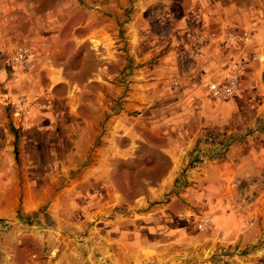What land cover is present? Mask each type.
<instances>
[{
    "label": "rangeland",
    "instance_id": "1",
    "mask_svg": "<svg viewBox=\"0 0 264 264\" xmlns=\"http://www.w3.org/2000/svg\"><path fill=\"white\" fill-rule=\"evenodd\" d=\"M96 1L0 0V264H264V31L220 25L219 0L126 1L128 75L142 65L156 83L163 129L105 158V119L80 120L79 96L32 71L72 52L71 12ZM231 80L233 95H212ZM170 148L184 162L169 188Z\"/></svg>",
    "mask_w": 264,
    "mask_h": 264
},
{
    "label": "crops",
    "instance_id": "2",
    "mask_svg": "<svg viewBox=\"0 0 264 264\" xmlns=\"http://www.w3.org/2000/svg\"><path fill=\"white\" fill-rule=\"evenodd\" d=\"M126 1L128 0H97L92 6L85 8L79 3L71 12L72 17L74 15L81 19L73 29L72 52L57 56L54 60H41L32 69L34 72L43 73L46 81L48 78L56 86L64 85L69 91V97L79 96V101L72 105V111L78 114L80 120L86 119L82 107L95 114L93 121L96 120L97 124L105 119L103 130L97 132V135L101 134V146L97 152L105 158L113 155L130 156L139 152L143 145L153 146L147 133L158 134L163 129V124L153 115L161 101L157 100L160 92L155 91L156 83L141 80L144 76L140 73L145 72L142 65H137L132 71L133 74L128 75L131 57L128 51L130 24H121L124 17L122 6ZM217 7L221 9L220 25L231 23L240 29L249 30L254 39H258L264 31L260 28L264 23V15L260 12L264 10V0H219ZM60 8L63 7L58 2L48 5L43 18L50 22L53 17L59 16ZM226 8L234 11L232 18L225 14ZM81 9H84L83 17ZM78 11L80 14H77ZM64 18L63 13L60 23ZM49 33L54 34L55 31ZM134 59L138 62L139 56L136 55ZM125 83L128 84V89L121 108L113 111L114 98L125 89ZM150 85H153V89L149 88ZM192 97L193 94L190 96V104H193ZM177 128L181 130L183 126L180 124ZM165 153L170 159V165L161 175L159 185L170 188L177 170L182 167L184 157L174 148ZM218 170L220 174L225 173L221 167Z\"/></svg>",
    "mask_w": 264,
    "mask_h": 264
},
{
    "label": "built area",
    "instance_id": "3",
    "mask_svg": "<svg viewBox=\"0 0 264 264\" xmlns=\"http://www.w3.org/2000/svg\"><path fill=\"white\" fill-rule=\"evenodd\" d=\"M17 56L20 59H24L26 56V52L24 50L19 49L17 52ZM209 89L212 95L216 97L222 96V95L230 96V95H233L237 91L235 80H231L230 82L222 84V85L217 84V83H210Z\"/></svg>",
    "mask_w": 264,
    "mask_h": 264
}]
</instances>
